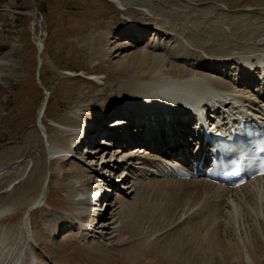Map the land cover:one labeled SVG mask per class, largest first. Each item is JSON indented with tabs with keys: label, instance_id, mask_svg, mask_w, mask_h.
<instances>
[{
	"label": "rangeland",
	"instance_id": "1",
	"mask_svg": "<svg viewBox=\"0 0 264 264\" xmlns=\"http://www.w3.org/2000/svg\"><path fill=\"white\" fill-rule=\"evenodd\" d=\"M137 1L139 0H119L116 4L106 0H0V169L25 160V163L22 166L18 165L17 168L23 167L27 174L35 171L32 180L26 179L27 174L19 180L22 181L23 187L19 185L12 193V189L9 193L5 192L6 189L1 190L0 205L14 201L24 192H28L27 189L31 190L29 198L36 199L47 180L50 181L52 191L47 204L37 210L32 217L38 244L31 242L32 238L29 241L27 233L21 228L27 218L30 204L23 205L14 211L12 216H8L6 222L0 225V233L5 235L8 241L14 242V239H17L15 247L23 245V250H32L42 257L44 264H185L179 256L172 253L171 248L183 249L184 257L198 261L202 252L213 246L217 250L216 253L212 252L214 253L212 257L208 255L212 264L226 262L230 264L233 262L232 255L226 257L227 247L223 246L228 244L234 247L239 243L243 255L248 258L253 230L260 231H255L254 238H261L264 243L263 193L256 196L258 210L251 205L246 211L239 198L231 199L234 201L232 203L220 192L205 189V193L206 191L209 193L204 198H197L200 201L193 212L189 214L185 212L180 219L177 215L175 218L178 217V220L174 223L172 220L175 219L173 216L177 211L174 204L182 196H177L176 199L175 192L162 193L163 191L159 190L156 196L144 195V198L143 195L141 197L133 194L126 197L128 186L136 182L127 180L121 182L119 186L117 184L115 196L114 193H110L105 201L122 199L135 204V207L133 206L127 213L122 212L121 208L113 212L110 207L106 214L104 210V216L98 224L99 220L94 219L93 215H99L94 213H97L100 206L95 205L89 210V207H86L85 215L80 214L84 211L81 210L83 204L76 200L78 198L75 188L85 190L84 186L87 184H96L95 180L108 173L107 168L111 167L108 160L112 157L115 159L112 161L117 163L121 157L124 158L125 155L120 153L126 149H120L115 155L112 153L114 149L110 147L106 149L107 145L103 143L102 137L89 135L94 137L89 140L93 144L89 152L82 146L74 153L73 159L71 155L63 156L64 159L62 157L55 159L50 165V151L53 149H56V152L67 151L70 143L86 125H94L100 130L99 126H102L100 123L106 122L104 118V121L100 119L101 113L104 111L108 116L115 115L114 110L111 109L109 113L108 109L116 105L121 106L124 100L119 101L121 97L116 83L124 77L115 73V63L138 51L154 47L155 53H159L165 61H175L176 66L185 67V72L197 71L204 75L210 74L212 78H221L219 73L204 71L199 57L205 53L199 51V54L197 51L199 49L190 45L188 40L190 32L202 35L204 30L223 19L236 22L237 19L249 17L254 26L259 24V21H264V5L262 7L255 5L253 9L250 2L255 0H144L147 6H141ZM230 5L236 6L229 9ZM154 19L163 20L165 26L179 23L185 31L178 33L177 37L173 34V37L167 35L168 37L160 39L156 27L157 20ZM137 24L142 27L151 24L156 28H149L150 31H147L143 38H139L140 35L134 39L132 36L116 35L118 31H125ZM222 29L226 33L224 37L230 39V26L222 25ZM240 30L245 33L244 28ZM213 41L206 40L204 43L211 45ZM39 42L43 44V51L38 46ZM231 81L225 80V85L232 86ZM103 90L108 92L106 99L102 98ZM47 97L49 103L43 122L48 135L41 127L39 128L38 123L40 111ZM112 97L114 100H109ZM103 104L109 108L100 109ZM82 113L85 116H82ZM113 120H108L105 126ZM70 121L84 123L83 128L77 129ZM98 150L101 154H96ZM3 171L0 170L2 175ZM96 172L98 174H95ZM98 181L100 183L101 179ZM156 181L152 183H162ZM174 184L170 183L173 188L181 189L178 187L179 184ZM198 184L199 182H194L192 187L183 186V191L184 188L191 191L196 188L201 192L202 184L197 188ZM168 185L167 187H170ZM155 187L151 185L150 189L156 191L152 189H156ZM118 194L122 197L118 198ZM136 198L142 200L135 203ZM172 199L176 201L170 207ZM141 203L149 205L148 208L154 206L164 214L176 211L170 217L164 216L163 224H157L154 228L150 225L151 228L144 223V229L140 231L131 220H128L143 211ZM189 204L191 205L192 201ZM225 210L232 221L225 217ZM85 220L91 221V224L95 223L93 226L95 232H99L103 238L99 239L98 235L95 238L94 232L86 239H80L78 223L84 226L81 223H85ZM121 220L123 227L118 223ZM62 222L66 228L62 225L64 229L61 226L59 229L61 233L56 235ZM107 222V227L110 222L119 227L112 225L114 231L103 233L101 228L103 223ZM54 223L58 225L57 228L52 225ZM111 233L112 235H109ZM50 234L56 237L49 238ZM144 235H152L153 238L145 241L142 239ZM262 248L264 250V245ZM203 258L199 259V263L207 262Z\"/></svg>",
	"mask_w": 264,
	"mask_h": 264
},
{
	"label": "bare ground",
	"instance_id": "2",
	"mask_svg": "<svg viewBox=\"0 0 264 264\" xmlns=\"http://www.w3.org/2000/svg\"><path fill=\"white\" fill-rule=\"evenodd\" d=\"M106 1H108L110 3H116V4L119 3V0H106ZM199 1H203V0H199ZM245 1H243V2H245ZM137 2L141 6H147L146 5L147 3L144 0L143 1L139 0ZM243 2H240V3H243ZM240 3H238V4H240ZM238 4H236V5H238ZM250 4H252L253 9H254L253 6H255V5L257 7H262L264 5V0L251 1ZM236 5H230L231 7H229V6L228 7H229V9H233V8H235ZM156 10H158V9H156ZM157 12H160V11L158 10ZM156 20H157L156 27H157V31L159 33L160 39L166 38L167 35L172 36L173 34H174L173 36L177 37L178 33L182 32L184 30L183 27H181L182 25L180 26L179 23L178 24L176 23L173 25L169 24L170 26H168V25L165 26L166 24L163 23L164 22L163 20H161V19L160 20L156 19ZM222 25L230 26V28H231L230 29L231 30L230 31V35H231L230 39L224 37V35L226 33L224 32L225 30L223 31ZM152 27H154V25L152 26L151 24L150 25L147 24L146 26L142 27L139 24H137V25H133L129 29H126L125 31H118V34H116V35L117 36L123 35L122 37L132 36L133 37L132 39H134V38H136V36L140 35L139 38L140 37L143 38V35L147 31H150L149 28H152ZM156 27H154V28H156ZM242 28L245 29V33L241 32L240 29H242ZM251 28H253V29L251 30ZM211 39L214 40L213 44L206 45L204 43L206 40L211 41ZM188 40H189V43L191 46L195 47L196 49H199V50H197L199 54H200L199 51H203L205 53L199 57L200 58L199 61H201V63H203L204 71H208L209 73L211 72L212 74L213 73H219L221 78H215V77L212 78L210 76V74L204 75V74H201L200 72H197V71H194V72L186 71L185 72L184 71L185 67L180 68V67L175 65V61H172V62L165 61L163 59V57L161 55H159V53L158 54L155 53L154 50H156V49H154V47H150L147 50L138 51L136 54H133V55L126 57L123 61H121L119 63H115L114 71H115V73H117V75L124 77L123 80L116 83V85L118 86L119 97H121V99L119 101L124 100L122 102V104L121 103L120 104L121 105L125 104V105H128L132 109H137V110L141 111L142 116H147V117H144L147 119L136 118L133 114H123L122 112H119L120 114L117 115L116 113L120 109L121 106L118 105L119 106V108H118V106L116 105L114 107L109 108L105 104H103V105H101L100 109L109 108L108 109L109 113H110V110L112 109L111 111L114 110L116 115H112V116L109 115L108 116L107 114H105V112L103 110H101V112L103 111V113H101L102 118L100 117V119L103 120V118H104V120L107 121L108 119H111V118H114L117 116L119 118H117L113 122L114 124L116 122H120L121 124H124L125 126H129L127 123H125V120H129L130 126H133L135 130H133L131 132V131H129V129H127V127H124L126 130L122 133L121 132H111L109 130L103 129L102 126H99V127H101V129L99 130V128L98 127L96 128V126H94V125L93 126L86 125L85 130L88 133V135H85L84 139L85 138L88 139L89 137L92 139L94 138V137H91L89 135L96 136V137H98V136L110 137L111 140L114 141V145L112 144V141H107L106 139H102V141L107 146H113L114 150L112 151V153H114L116 155V153L120 152V149L124 147V149L126 148V150L122 153L125 155L124 157H132L133 160H136V161L132 162L134 164V165H132V167H138L136 174H134L132 177V180L136 181V182H134L133 184L131 183L132 185L128 186L127 191L125 193L126 197H130L133 194H137L138 196L143 195V197H144V195L156 196V193L159 194L158 193L159 190H160V192L162 190L163 191L162 193H164V191H166V193L167 192H170V193L175 192L174 197L176 199H177V196H179V197L182 196V198L181 199L179 198L178 201H176V199L175 200L172 199V202L169 203V206L172 207V204L176 201L174 204V208L177 211L175 210L176 211L175 212L173 210V212H175L174 216H173L174 218L177 215L179 216V219L182 218L186 214L185 212H187V214L192 213L194 207H196L200 201V200L198 201L197 198L198 199H200L201 197L204 198V196H206V194L209 193L207 191L205 193V189L206 190L212 189L214 191H218L225 198H227L229 201L231 199H234V198L235 199L239 198L242 207L243 208L245 207L246 211L248 210V207L251 205H254L255 209L258 210V206L256 203V196L259 193L264 194V179H259V180H256L254 182L248 183L247 185H245L242 188L237 189V190H229L227 188L217 186V185L210 183V182H207L205 180H199V181H194V180H191V181L168 180V179H165L163 177H157L156 178V177L149 174V172L151 171L152 168H157V166H160V164H157L153 160L155 158H158V157H155L154 155H156V154L165 155L164 154L165 150L170 149L172 146H173V149L175 150L176 153L182 155L183 157H185L187 159L186 160L187 162L189 159L188 158L189 155L191 156V158H193L194 161L197 160V157H198V155L195 154V151L186 152L187 146H188V150H189L193 147V144L196 143V142L191 143L190 139H192L194 137H200L199 132L196 129L197 128L196 124H192L189 122V120H192L193 118L191 117V115H189V113H187L185 111L186 109H184V107L186 106V104L184 102L182 104L179 103L176 107H174V105L176 103V99L173 97V93L171 92L168 94H163V92H166L169 89V86L182 85L184 83H190V82H198L202 85L213 88L217 94L222 95L224 97L222 99H218V102L221 104L222 109H226L228 111V113H232L233 111L238 110V109L245 110L246 108L250 112H252V114H263L264 113V76L262 75L261 71H259V73H257L258 76L255 75L256 73H251L249 71L251 69V67H249V66H251L252 64L253 65L259 64L262 67V69L264 68V21H261V22L259 21V24L254 26L252 24L251 20L249 19V17L242 18L240 20L237 19L236 22H234V21L231 22L229 19H223V21H221V22L218 21L216 24H213L211 28L204 30L202 35L196 34L195 32H192V33L190 32ZM38 46L43 51V44L41 42H39ZM204 55H206V56L203 57ZM192 66H194V65H192ZM195 67H196V65H195ZM231 67H234V68H231ZM226 69H228V71ZM257 70H259V68ZM229 71H233V73L230 74V73H228ZM231 78H233L234 80ZM261 78H262V80H260ZM228 79L232 80L231 81L232 86L225 85V80H228ZM236 81H238V82L236 83ZM254 87H256V89H254ZM159 90H161V91H159ZM107 93H108L107 91L103 90V92H102L103 97L102 98H104V99L108 98ZM109 100H114V98L112 97ZM210 100H212V99L210 98ZM228 102H230V103L228 104ZM48 103H49V97L46 98V101H45V103H44V105L40 111V117L39 118L41 121V126L44 125L43 119L46 116ZM149 103H151L152 105H150ZM161 103L164 105V107L166 109H167V107H170V109H167L165 112L162 113L159 109L155 108V107H157V104H161ZM144 104L146 106H143ZM128 111H129V109H128ZM145 112H148V114H145ZM149 114L151 116H149ZM163 114H165L166 116H164ZM219 114L224 115L225 113L223 114L222 110H219ZM160 117H163L164 119L161 120ZM151 118H153L152 120L154 121V123L156 121L157 126H154L153 122L148 121ZM165 120H167L166 122L168 124L163 123ZM88 122L90 123V121H88ZM70 123L72 125H74L79 130L83 128V124H84V123H80V122H76V121H70ZM92 124H95V123L92 122ZM170 124L172 126H170ZM136 125H138L140 127V129H137L135 127ZM110 126L112 127V125H110ZM113 127H115V126H113ZM46 135H48L47 132H46ZM145 136L150 137L151 141L144 140L143 138ZM81 137H83V133H80L78 135V137H76V138H77V140H79V138H81ZM139 138H141L143 140L139 141L138 140ZM89 140L91 141V139H88V145H93L90 143ZM77 143H78V141L73 142V146L77 145ZM82 143L83 142L81 140V143H79L78 145H80ZM188 143H190V145ZM56 151H57L56 149H53V151H50V153H49V157H50L49 159L51 161L50 165H52L53 160L55 161V159L56 160L61 159V158H56V156H55V154L57 153ZM59 152H61V151H59ZM63 152L71 154V152L69 150L63 151ZM75 152H76V150H75ZM96 154H101V153H99V150H98L96 152ZM70 157H72V156H70ZM173 159H174L173 155H167L166 156L167 162H173ZM94 160H96V159H93V161ZM129 160H131V159H127V161H129ZM24 161L25 160L17 161L16 163H12L9 166L0 169L2 171L4 169L3 175L0 173V191L1 190L4 191L6 189L5 192L9 193V191H11V189H12V191H11V193H12L19 185H21L22 181L19 182V180L24 178V176L27 174V171L24 170L23 167L17 168V166L18 165L22 166L25 163ZM108 161H109L108 164L111 163L112 157ZM103 163L106 164L107 162L106 163L103 162ZM119 163H120L119 161L117 163L114 162V164H116V166H118ZM109 166H111V165H109ZM116 166L114 165L113 167H116ZM161 169H163V167ZM158 171L161 172V170H158ZM33 173H35V171L29 172L27 174L26 179L32 180V177L34 175ZM162 173H163V171H162ZM95 174H98V173L96 172ZM126 176H129V174ZM51 178H52V175H50V179ZM154 181H156V182L161 181L162 183H152ZM194 182H196V183L199 182V184L196 186L197 188L201 187V184H202V187H203V189H201L202 191L200 192L196 188L194 191H191L187 187L188 188L187 190H186V188H184L185 193L183 194L184 191H183L182 187L183 186H189L190 187L191 185L194 184ZM97 183L98 182H96V184ZM167 183H169V185H170V183L179 184L180 186H178V185H176V186L181 187V189L180 188H178V189L173 188L171 185H170V187H167V185H168ZM93 184H95V183H93ZM96 184L94 187L98 186ZM165 184H167V185H165ZM151 185L156 186L155 187L156 189L152 188L153 190H156V191H152L150 189ZM176 186H174V187H176ZM27 191L28 192H26V193L24 192L19 198H16L14 201H12L10 203L7 202V204L0 205V225L5 223L6 218L10 215L12 216L14 211H16L19 208H22L23 205L30 204V207H29L27 214H26L27 218H25V220H24L25 222H24V224H22L21 228L27 233V237H28L29 241H30V238H32L33 241H31V242L38 244V239L35 236V227L33 225L32 217H33V214L37 210L43 208L47 204L48 196H49V194L52 193L51 188H50V181L47 180V182L43 185L41 192L36 199L34 197L29 198V196L31 195L30 194L31 190L29 191L27 189ZM75 191H76L77 198H78L76 200H79V202H81L83 204V208L81 210L82 211L84 210V211H83V213L80 212V214H82L83 216L85 215V212H86L85 208L86 207H93L95 205L97 207L100 206L98 209V211H99L98 216H100V217H102L101 211L105 210V214H106V212L109 210L110 207L112 208L111 211H113V212H115L118 208H121L122 212L126 211V213H127V211L131 210L133 208V206L135 205V204L126 202L122 199H120V200L116 199L115 201L110 200V201L92 202L93 200L91 201L89 199V196L86 195V190H80V189L75 188ZM109 191H110V189H106L105 193H109ZM113 193H114L113 195L115 196V192H113ZM170 193H169V195H170ZM185 194H186V196L183 197V195H185ZM105 195L107 196V194H105ZM121 197L122 196H119V194H118V198H121ZM137 198H139V197H137ZM137 198L135 199V203L137 202V200H138V202H139V200H142V199H137ZM190 201H192L191 205L189 204ZM168 202L166 204H168ZM230 202L233 203L234 201L231 200ZM150 205H152V204H150ZM104 206H106V207L104 208ZM148 206L146 203H143L141 206L143 211H140L139 213H137L138 214L137 216L130 217L128 220V221L131 220L137 226L138 230H140V231L143 228L144 223H147L149 226L151 225L154 228L157 226V224L158 225L163 224V217L164 216L169 215V217H170L171 214L173 215V212L171 214L169 212L167 214H164L163 212L160 211V209L156 210L154 206H150V208H148ZM166 207H167V205H166ZM224 213H226L225 217L230 219V221H232L228 212H226V210L224 211ZM93 216H96V215H93ZM126 216H127V214H126ZM171 218H172V216H171ZM166 219H168V218H166ZM122 220L120 222H118V223H120V227L123 225ZM176 220H178V217L175 218L174 220H172V222L174 221V223H175ZM70 221L72 222L71 219H70ZM233 221H235V220H233ZM251 223H252V221H251ZM98 224H99V222H98ZM103 224H104L102 226L103 228H101V230H103V233L104 232L107 233V231L113 230V228H111L112 225L116 226L114 222H110L109 227H107L108 222L103 223ZM52 225H54L55 228L58 227V225H56L55 223ZM62 225L64 226L65 223L63 224V222H62V224H60V228H58L57 229L58 231L55 233L56 235H57V233H59V234L61 233L59 229H61ZM124 225H126V224L124 223ZM235 225H236V223H235ZM50 226H48V227H50ZM63 226H62V228H63ZM81 226H80V223H78V228H77L79 231L78 235H80V239H86V237L90 234V233H86V232L90 231L91 228H88L87 227L88 225H86V226L84 225L82 227ZM116 227L118 228L119 226H116ZM64 228H66V227L64 226ZM255 231L253 230V232H254L253 233V240L251 243H249L250 245L248 248V253H249L248 258H246L245 255H243V253H244L243 249H241V247L238 246L240 243L238 245H235L234 247L232 245L228 246V244L223 246V248L227 247L226 248L227 250L226 251L224 250L226 252L225 256L230 257V255H232L231 261H233V262H231L230 264H264V250L262 248L264 243L262 242L261 238H254L255 234H256ZM158 232H159V230H158ZM215 232H213V233H215ZM256 232H260V231L258 230ZM95 234H96L95 238H97V235L99 236L98 237L99 239L103 238V235L100 237L99 232H95ZM54 235L50 234L49 238L53 237ZM109 235H112V233ZM54 237H56V236H54ZM256 237H258V236L256 235ZM150 238H153L152 235H147V236L144 235V237L142 239H145V241H146L147 239H150ZM14 240H15L14 242L8 241V239L5 237V235L0 233V264H31L32 262H34L35 264H44L42 257L39 256L38 254H32L33 253L32 250H28V251L23 250V248H24L23 245L20 246L19 248L15 247V246H17L16 245L17 239H14ZM22 241H20V242H22ZM208 248H206V250L203 249L204 253L202 252L201 258H203V257L207 258L208 255L209 256L211 255V257H212V255L214 253H216V251H217V250H215L216 248H214V246L210 249H208ZM171 251L174 255L179 256L181 261L184 262L185 264H201V263H199L200 262L199 259H201V258H198V261H197L194 259L188 260L186 257H184V255H182V254H184L183 249L181 250L180 248L176 247V248H171ZM212 252H214V253H212ZM228 252H231V253H228ZM200 253H198V254H200ZM197 257H198V255H197ZM204 260H207V262L206 263L203 262L202 264H212V261L209 257H208V259H204ZM212 260L214 261V259H212ZM224 262H226V261H224ZM226 263H222V264H226Z\"/></svg>",
	"mask_w": 264,
	"mask_h": 264
}]
</instances>
